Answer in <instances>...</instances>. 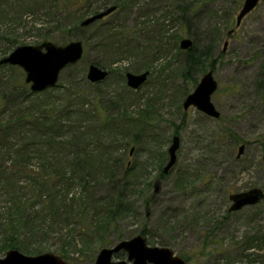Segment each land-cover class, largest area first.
Instances as JSON below:
<instances>
[{
    "label": "rangeland",
    "instance_id": "1",
    "mask_svg": "<svg viewBox=\"0 0 264 264\" xmlns=\"http://www.w3.org/2000/svg\"><path fill=\"white\" fill-rule=\"evenodd\" d=\"M165 1L172 2L124 0L100 24L83 28L85 43L74 36L76 32L69 38L63 28L51 30L55 38L49 42L65 46L80 41L83 45L80 61L60 73L54 88L75 80L80 89L93 94L92 86L81 79H86L89 65H96L108 72L106 79L97 84L103 105L109 101L116 106L125 103L132 119L126 130L134 142L122 147L118 154L126 156L125 167L135 178L130 200L133 209L118 221L116 235L121 239L108 235L104 248L139 236L144 229L149 236H142L148 246L169 248L177 257L187 259L186 264H264V250L247 260L239 250L242 241L264 234V198L256 206L228 212L230 194L254 188L264 193V90H256L257 86L264 88V83L259 85L264 72V0L238 27L236 17L244 0H198L189 19L190 32L183 29L181 14L166 8ZM4 21L1 18L0 22ZM41 22L43 25L37 24L35 29L50 30L44 21L38 23ZM36 31L30 37L18 31L24 44L17 47L39 45L35 44L40 35ZM181 39L191 40L195 48L210 47L213 69L210 61L204 67L206 73L212 71L218 84L211 97L220 113L218 120L193 107H182L203 74L196 77L194 85L178 72L182 58L177 48ZM2 50L0 44V60L12 52L3 56ZM12 68L0 69V82L26 85L22 70ZM144 72L149 73L145 83L137 90L130 89L126 75ZM186 93L189 94L185 96ZM112 128L107 129L108 137ZM174 136L179 138L176 163L163 174ZM240 145L245 147L244 154L236 159ZM183 173L185 176H180ZM151 196L150 204H144V197ZM208 232L213 240L208 238ZM218 246L221 250L213 252ZM48 248L43 254L60 257L59 247ZM104 248L78 247L63 260L67 264H95ZM253 253L256 250L244 254ZM5 255L0 252V259ZM113 261H126V255L120 252Z\"/></svg>",
    "mask_w": 264,
    "mask_h": 264
},
{
    "label": "trees",
    "instance_id": "2",
    "mask_svg": "<svg viewBox=\"0 0 264 264\" xmlns=\"http://www.w3.org/2000/svg\"><path fill=\"white\" fill-rule=\"evenodd\" d=\"M171 1H165L166 8L181 14L182 24L185 23L182 27L190 32L189 19L198 0ZM123 3L124 0H0V20L5 18L0 22L2 54L5 56L24 44L18 31L30 37L38 30L39 42L35 44L40 45L55 38L51 30L63 28L69 38L76 32L74 36L85 43L84 29L80 27L84 17L110 6L120 8ZM165 12L171 14L169 10ZM40 21L50 30L35 29L37 24L43 25ZM192 40L197 41V37ZM178 48L182 58L178 72L196 85V77L206 73L205 64L210 61L212 68L210 47L199 49L192 45L187 51ZM0 69L13 70L4 65ZM81 80L92 86L93 94L80 89L75 80L41 93H31L24 84L20 85L23 90H18L20 86L0 82L2 253L16 250L39 256L49 250V245H56L60 257L65 259L78 247L104 248L108 235L117 234L118 221L132 213L130 200L135 178L125 167L126 156L118 154L122 147L134 142L126 130L132 122L127 104L116 106L109 101L103 105L100 86ZM260 83H264V72ZM256 90L264 88L257 86ZM109 126L114 128L108 137ZM181 179L188 182L186 177ZM144 198V204L153 200L152 196ZM147 233L144 229L140 232L148 237ZM208 234L213 240L214 236ZM117 237L119 241L121 238ZM220 250L218 246L213 252ZM239 250L245 260L256 257L264 250V234L242 241ZM251 250L256 253L244 254Z\"/></svg>",
    "mask_w": 264,
    "mask_h": 264
},
{
    "label": "water",
    "instance_id": "3",
    "mask_svg": "<svg viewBox=\"0 0 264 264\" xmlns=\"http://www.w3.org/2000/svg\"><path fill=\"white\" fill-rule=\"evenodd\" d=\"M260 0H244L242 8L236 17V27L243 18L250 14L259 4ZM115 7L90 16L80 24L81 28L88 27L113 13ZM192 46V41L182 39L179 44L181 51H187ZM226 46L224 45V48ZM83 55L81 42H71L65 46H59L52 42H44L37 46H21L14 49L8 56L0 61V65L18 67L24 73V83L29 87L31 93H40L47 89L54 88L59 79L60 73L67 67L75 65ZM108 76V72L95 65H89L86 79L91 84L101 83ZM148 76V72L141 75H126V84L132 90L142 86ZM218 88L212 71L205 73L194 91L189 94L183 102V109L195 108L204 115L218 120L220 113L216 110L211 101L212 95ZM179 147V138L172 137L171 145L167 150L168 162L163 169L167 174L176 163V152ZM245 147H238L236 158L244 154ZM157 192V186H155ZM264 198V193L259 188L246 192L230 194L228 196L230 207L229 213L239 212L246 207H253L259 204ZM126 255V261H113L114 255L118 253ZM0 264H67L60 257L46 253L35 257L24 256L16 250H10L5 257L0 259ZM95 264H186V262L174 255L173 251L165 247H151L147 245L146 239L136 236L127 241H121L112 248L101 249L95 258Z\"/></svg>",
    "mask_w": 264,
    "mask_h": 264
},
{
    "label": "flooded vegetation",
    "instance_id": "4",
    "mask_svg": "<svg viewBox=\"0 0 264 264\" xmlns=\"http://www.w3.org/2000/svg\"><path fill=\"white\" fill-rule=\"evenodd\" d=\"M244 146V145H243ZM245 150V149H244ZM237 159V158H236ZM234 194V193H233ZM124 254V253H123Z\"/></svg>",
    "mask_w": 264,
    "mask_h": 264
}]
</instances>
